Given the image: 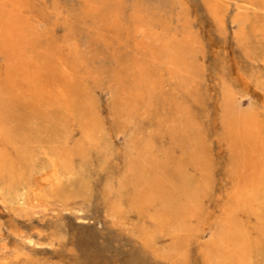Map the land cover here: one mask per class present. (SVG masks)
Returning a JSON list of instances; mask_svg holds the SVG:
<instances>
[{
	"label": "rangeland",
	"instance_id": "obj_1",
	"mask_svg": "<svg viewBox=\"0 0 264 264\" xmlns=\"http://www.w3.org/2000/svg\"><path fill=\"white\" fill-rule=\"evenodd\" d=\"M132 144L150 145L141 190L120 185ZM263 144L264 0H0V264H237L235 224L249 233L244 264H264V187L254 210L232 212L240 159L250 176ZM170 191L180 211L165 205Z\"/></svg>",
	"mask_w": 264,
	"mask_h": 264
},
{
	"label": "bare ground",
	"instance_id": "obj_2",
	"mask_svg": "<svg viewBox=\"0 0 264 264\" xmlns=\"http://www.w3.org/2000/svg\"><path fill=\"white\" fill-rule=\"evenodd\" d=\"M255 1H259V2H261L262 0H255ZM92 2V1H91ZM90 2V3H91ZM134 2V1H133ZM133 2L131 3L132 4V6H133ZM136 2H137V0H136ZM88 3V2H87ZM86 3V4H87ZM102 3V2H101ZM104 3V2H103ZM91 4H93V3H91ZM137 4V3H136ZM94 5V4H93ZM98 5H100V4H98ZM126 5V4H125ZM95 6V5H94ZM94 6H89V7H94ZM127 6V5H126ZM139 6V5H138ZM142 6V5H141ZM247 6V5H246ZM251 6V5H250ZM117 7H118V5H117ZM146 7V6H145ZM239 7H241V6H239ZM88 8V7H87ZM101 8V7H100ZM121 8V7H120ZM124 8H126V7H124ZM89 9V8H88ZM97 9V8H96ZM107 9H108V7H107ZM141 9H143V8H141ZM247 9H248V7H247ZM97 11V10H95L94 8L92 9V11ZM112 10H114V9H112ZM124 10V9H123ZM126 10V9H125ZM147 10V9H146ZM145 10V11H146ZM256 10V9H255ZM259 10V9H258ZM133 11V10H132ZM107 12H108V10H107ZM115 12V11H114ZM135 12V11H134ZM147 12V11H146ZM111 13V12H110ZM143 13H145V12H143ZM149 13H151V11L149 10ZM124 14H126V13H124ZM114 15V14H113ZM149 15V14H148ZM154 15V14H153ZM153 15H151V16H153ZM128 16H129V14H128ZM113 17H115V16H113ZM117 17V16H116ZM121 17H123V16H121ZM149 17H150V15H149ZM154 20H156L155 18H154V16L152 17ZM151 17H150V20L152 19ZM161 19V18H163V16L162 17H158L157 19ZM110 19V18H109ZM127 19V18H126ZM123 20H124V18H123ZM129 20V19H128ZM128 20H126V22L128 21ZM164 20H165V18H164ZM117 22H118V20H116ZM135 21V20H134ZM115 22V21H114ZM131 22V21H130ZM136 22V21H135ZM99 23V22H98ZM108 23V22H107ZM106 23V24H107ZM116 23V22H115ZM141 23V22H140ZM263 23V22H262ZM112 24V23H111ZM152 24H153V20H152ZM158 24V27H159V25H161L162 24V22H160V24L159 23H157ZM156 24V25H157ZM130 25V24H129ZM133 25V24H132ZM164 25H165V23H164ZM136 26V25H135ZM140 26V25H139ZM142 26V25H141ZM154 26V25H153ZM168 26V25H167ZM166 26V27H167ZM125 27H127V26H125ZM145 27V26H144ZM157 27V26H156ZM253 27V26H252ZM137 28H138V26H137ZM143 30H141V32L144 34V35H146V36H148V32L146 31V29H144L143 27H141ZM162 29H163V27H161ZM174 28V27H173ZM172 28V29H173ZM258 28V27H257ZM176 29V28H175ZM256 29V28H255ZM134 29H132V31H133ZM136 30V29H135ZM148 30V29H147ZM176 30H178V29H176ZM260 30V29H259ZM116 31V30H115ZM174 31V30H173ZM138 32H139V30H138ZM170 32H172L171 31V29H170V31L168 32L169 34H170ZM177 32V31H176ZM124 33H126V32H124ZM133 33V32H132ZM150 33V32H149ZM181 34V33H180ZM130 35V34H129ZM114 36V35H113ZM134 36V35H133ZM152 36V35H151ZM108 37V36H107ZM172 37V36H171ZM175 37V36H174ZM114 38V37H113ZM148 38V37H147ZM108 39V38H107ZM106 38H105V40H107ZM114 39H116V38H114ZM121 39V38H120ZM136 39V38H135ZM146 39V38H145ZM150 39V38H149ZM128 40V39H127ZM126 40V41H127ZM128 42V41H127ZM131 42V41H130ZM130 42H129V45H130ZM136 42H138V41H136ZM150 42V41H149ZM126 43V42H125ZM134 43V42H133ZM250 43V42H249ZM134 44H132V46H133ZM128 46V45H127ZM160 46H161V50H167V54H166V57L168 58V57H170L171 55H173V50H174V48H172V46H170L169 44H160ZM130 47V46H129ZM136 47V46H135ZM140 47H141V45H140ZM188 47H190V46H188ZM131 48V47H130ZM108 49V48H107ZM140 49V48H139ZM139 49H138V51H139ZM142 49V48H141ZM147 50V49H146ZM188 50V49H187ZM131 51V50H130ZM116 52H117V50H116ZM142 52H143V50H142ZM96 53V52H95ZM128 53V52H127ZM125 54V55H128V54H130V52L128 53V54ZM178 53H179V51H178ZM141 56V55H140ZM139 56V57H140ZM176 56H177V54H176ZM109 57V56H108ZM117 57V56H116ZM115 57V58H116ZM127 57H129V56H126L125 58H127ZM145 57V56H144ZM110 58V57H109ZM133 58V57H132ZM195 58V57H194ZM188 59V58H187ZM193 59V58H192ZM197 59V58H196ZM195 59V60H196ZM191 60V59H190ZM119 61V60H118ZM121 61V60H120ZM129 61V60H128ZM171 61H172V59H171ZM123 62H125V61H123ZM136 62V61H135ZM118 63V62H117ZM119 64V63H118ZM186 64V63H185ZM121 66L123 65V64H120ZM155 65V64H154ZM116 66V65H115ZM114 66V67H115ZM123 66H126V64L125 65H123ZM129 66V65H128ZM136 66V65H135ZM103 67V66H102ZM145 67V66H144ZM158 67H160V64H159V66ZM110 68V70H111V67H109ZM108 68V69H109ZM131 68V67H130ZM132 69V68H131ZM142 69V68H141ZM112 70H114V69H112ZM111 70V71H112ZM143 70V69H142ZM110 71V72H111ZM114 71H116V70H114ZM191 71V70H190ZM192 73V72H191ZM107 74H110V76H111V73H107ZM114 74V73H113ZM166 74V73H165ZM152 75V74H151ZM191 75V74H190ZM103 76V75H102ZM96 77V76H95ZM109 77V76H108ZM115 77V76H114ZM106 78V77H105ZM110 78V77H109ZM112 78V77H111ZM138 78V77H137ZM182 78V77H181ZM113 79V78H112ZM129 79V78H128ZM88 80V79H87ZM110 80V79H109ZM176 80V79H175ZM106 81H108V80H106ZM180 81V80H179ZM99 82H101V81H99ZM129 82V81H128ZM110 83V82H109ZM180 83V82H179ZM188 83V82H187ZM192 83H193V80H192ZM192 83H190V84H192ZM87 84V83H86ZM141 84V83H140ZM99 85V84H98ZM166 85V84H165ZM168 85V84H167ZM170 85V84H169ZM94 86V85H93ZM155 85H153L152 84V86H151V88L152 89H154L155 87H154ZM180 86H182V85H180ZM187 86V85H186ZM98 87V86H97ZM172 87V86H171ZM170 87V88H171ZM112 88V87H111ZM169 88V87H168ZM83 90V89H82ZM87 90V89H86ZM168 90V89H167ZM166 90V91H167ZM170 90V89H169ZM169 90H168V92H169ZM177 90V89H176ZM121 91V90H120ZM119 91V92H120ZM165 91V90H164ZM172 91V90H171ZM178 91V90H177ZM234 91V90H233ZM116 92V91H115ZM176 92V91H175ZM179 92V91H178ZM180 93V92H179ZM152 94V93H151ZM159 94V93H158ZM184 94V93H183ZM119 95V94H118ZM80 96V95H79ZM127 96H128V94H127ZM91 97V96H90ZM130 96H128V98H129ZM164 97V96H163ZM171 97V96H170ZM170 97H169V99H170ZM183 98H186V97H183ZM237 98V97H236ZM240 98V97H239ZM120 99V98H119ZM124 99H126V98H124ZM130 99V98H129ZM168 99V98H167ZM197 99V98H196ZM238 99V98H237ZM89 100V99H88ZM200 100V99H199ZM239 100V99H238ZM129 101V100H128ZM153 102V101H152ZM168 102V101H167ZM150 103V102H149ZM156 103V102H155ZM179 103V102H178ZM165 104V103H164ZM169 105H170V103H168ZM173 104V103H172ZM78 105V104H77ZM122 106V105H121ZM150 106H151V103H150ZM162 106V105H161ZM184 106V105H183ZM172 107V106H171ZM181 107V106H180ZM115 108V107H114ZM135 108V106L134 107H131V108H129L128 110H127V108H126V112H128V111H130V112H128V117L131 119V118H133L132 117V113L134 112V109ZM182 108V107H181ZM240 108H241V104H240V102H235V103H231V104H229V105H227V108H226V110H227V113H228V118L230 119V117H231V114L232 113H237V114H239V113H241L240 112ZM77 109H79V108H77ZM142 109V108H141ZM155 109V108H154ZM76 110V109H75ZM132 110V111H131ZM144 110V109H143ZM178 110H180V109H178ZM182 110V109H181ZM83 111V110H82ZM87 111V110H86ZM123 111V110H122ZM183 111H184V109H183ZM88 112V111H87ZM169 112V111H168ZM77 114V113H76ZM124 114V113H123ZM77 115H79V113L77 114ZM82 115H83V113H82ZM184 115H186V114H184ZM59 116V115H58ZM131 116V117H130ZM139 116V115H138ZM141 116V115H140ZM139 116V117H140ZM150 116V115H149ZM80 117V116H79ZM159 117V116H158ZM179 117V116H178ZM59 118V117H58ZM81 118V117H80ZM160 118V117H159ZM233 118L235 119V117L233 116ZM57 119V118H56ZM79 119V118H78ZM161 119V118H160ZM163 119V118H162ZM181 119V118H180ZM52 120V119H51ZM58 120H60V119H58ZM77 120V119H76ZM129 120V119H128ZM165 120V119H164ZM185 121H186V119H184ZM53 121V120H52ZM79 121V120H78ZM84 121V120H83ZM166 121V120H165ZM189 121V120H188ZM46 122V121H45ZM60 123H61V121H60ZM79 123V125H81L80 123H82V121H80V122H78ZM141 124L140 125H142V127H143V123L142 122H140ZM190 123V122H189ZM49 124V123H48ZM66 125V124H65ZM83 125H85V124H83ZM226 125V124H225ZM230 125V124H229ZM53 126V125H52ZM116 127V126H115ZM130 127V126H129ZM137 127V126H136ZM135 127V128H136ZM141 127V128H142ZM153 127V126H152ZM234 128H235V130L236 131H240L241 129H240V127H238V126H233ZM44 128V127H43ZM84 128V127H83ZM138 128V127H137ZM154 128V127H153ZM46 129V128H45ZM51 129V128H50ZM125 129V128H124ZM16 130V129H15ZM52 130V129H51ZM83 130H85V129H83ZM83 130H81V131H83ZM131 130V129H130ZM49 131V130H48ZM86 131V130H85ZM88 131V130H87ZM86 131V132H87ZM58 132V131H57ZM50 133V131L48 132V134ZM52 133H53V131H52ZM55 133H56V130H55ZM59 133H61V132H59ZM83 133H85L84 131H83ZM153 133V132H152ZM258 134H259V132H258ZM56 134H54V136H55ZM84 135H87V133L86 134H84ZM89 135L90 136H93L92 134H88L87 135V139H89L90 137H89ZM260 135V134H259ZM57 136L59 137V134L57 133ZM56 136V137H57ZM61 136V135H60ZM127 136V135H126ZM51 137V136H50ZM61 137H63V136H61ZM89 137V138H88ZM81 138H83V137H81ZM95 138V137H94ZM93 138V139H94ZM262 138V137H261ZM16 139V138H15ZM55 139V138H54ZM53 139V140H54ZM60 139V138H59ZM58 138H57V140H59ZM65 138L63 137V140H64ZM85 139V138H84ZM51 140V139H50ZM62 140V139H61ZM79 140H81V139H79ZM83 140V139H82ZM82 140H81V143H82ZM92 140V139H91ZM96 140V139H95ZM110 141H111V139H109ZM130 140V139H129ZM262 140V139H261ZM65 141V140H64ZM110 141H108V142H110ZM183 141V140H182ZM54 142V143H53ZM59 142H61V141H59ZM78 141H76L75 142V144L77 143ZM112 142H113V140H112ZM147 142H150V141H147ZM185 142H189V143H192L193 145H194V143H193V141L191 140V139H188L187 141H185ZM200 142V141H199ZM263 142V141H262ZM56 140L55 141H52V144H54L53 146H55L56 144ZM79 143V142H78ZM77 143V144H78ZM81 143H80V146H81ZM258 143V142H257ZM33 144V143H32ZM50 144H51V141H50ZM52 144H51V146H52ZM58 144V143H57ZM60 144V143H59ZM84 144V143H83ZM62 145V144H61ZM112 145V143L110 144V146ZM133 145V144H132ZM259 145H260V143H259ZM33 146H35V145H33ZM52 146V147H53ZM64 146V145H63ZM109 146V145H108ZM110 146H109V148H110ZM114 146V145H113ZM134 146V145H133ZM262 146V145H261ZM56 147V146H55ZM77 147H79V145H77L76 146V148ZM89 147V146H88ZM150 147V145L149 144H146L144 147H143V149H145L144 151H141V150H143V149H139V148H137V147H133V150L132 151H134V154H132L131 155V153L132 152H130V154H129V157H128V159H129V162H125V163H129V167H128V174L126 175V172H124L123 174H125L124 176L126 177H124L125 179H123L122 180V178L120 177L119 179H120V181H121V183L122 184H120V185H125L126 183L125 182H127L128 183V185L127 186H129V184L134 188L135 186L133 185L135 182H136V184H137V181H134L133 180V178H137V179H139L140 181H142L143 183L141 184V182H140V185H142V186H145L146 184L148 185L149 184V182L147 181V176H148V174L149 173H151L152 171H153V167L152 166H150V165H146L145 164V160H146V158H147V153H146V149H148ZM259 147V146H258ZM262 147H264V144H263V146ZM16 148V147H15ZM81 148H84V150L86 151V149H85V147H81ZM111 148H113L112 146H111ZM186 148H189V150H191V148H194V146L193 147H191L190 145H188ZM52 149H54V147L52 148ZM60 149V148H59ZM80 149V148H79ZM107 149V148H106ZM130 149H131V146H130ZM55 151V150H54ZM58 150H56V152H57ZM250 151V150H249ZM52 153H54L55 154V152H53V150L51 151ZM237 152V151H236ZM259 152V151H258ZM262 152V151H261ZM89 153V152H88ZM241 153V152H240ZM251 153V152H250ZM58 154V153H57ZM263 154V153H262ZM53 155V154H52ZM84 155H85V153H84ZM131 155V156H130ZM127 156H128V154H127ZM241 156V155H240ZM8 157V156H7ZM19 157V156H18ZM21 157V156H20ZM245 157H247V156H245ZM259 157H261V158H263L261 155H259ZM259 157H256L255 158V160H252V162H251V165L249 166V169H251L252 171H251V175L249 176V173H247L248 171L247 170H244L245 169V167L248 165V163L245 161V163H244V161H243V157H241V159L240 160H242V162H243V164L242 163H239L238 164V166H240L239 168H241V169H243V172H241L242 174H241V177H240V179H238V178H236V179H238V181H239V183H238V185H236L237 186V191L235 192V201H233L232 203H233V206L234 207H232L233 209H232V212L234 211L235 212V214L236 213H238V212H240V211H251V210H254V208H255V204H256V202L259 200V195H260V190L264 187V160L263 161H261V159L259 158ZM9 158V157H8ZM53 158V157H52ZM126 158V157H125ZM148 158H150V156L148 157ZM239 158V157H238ZM19 159V158H18ZM54 159V158H53ZM237 159V158H236ZM127 160V158L125 159V161ZM194 161H193V164L195 163L196 165H199L198 164V160H196V159H193ZM233 160V159H232ZM239 160V159H238ZM246 160H247V158H246ZM4 161V159L2 158V157H0V163L2 164V162ZM53 161V160H52ZM156 161V160H155ZM248 161V160H247ZM233 164V163H232ZM246 166H245V165ZM250 164V163H249ZM57 165V164H56ZM153 165H154V163H153ZM204 165V164H203ZM22 166V165H21ZM126 166H128V164L126 165ZM84 167H85V165H84ZM83 167V168H84ZM105 167V166H104ZM152 167V168H151ZM156 167V166H155ZM248 167V166H247ZM191 169V168H190ZM64 170V169H63ZM164 170V169H163ZM182 170H184V169H182ZM240 170V169H239ZM239 170H238V172H239ZM113 171V170H112ZM126 171V170H125ZM242 171V170H241ZM155 172V171H154ZM170 172V171H169ZM235 172H236V170H235ZM238 172H237V174H238ZM118 173V172H117ZM155 174V173H154ZM183 174H185V175H183ZM183 174H181V176L183 175L184 176V183H185V189H184V196L183 197H187V196H189V198L191 197V195L194 193V191H195V186L194 187H192L193 186V184H195L194 183V179H193V176L192 175H189V174H186L185 172L183 173ZM111 175V174H110ZM178 174H176V176H177ZM230 175V174H229ZM236 175V174H235ZM154 176V175H153ZM157 176H160V174L159 173H157ZM231 176V175H230ZM236 176H238V175H236ZM240 176V175H239ZM151 177V176H150ZM166 177V176H165ZM164 177V179H166ZM117 178V177H116ZM155 178V177H154ZM163 178V177H162ZM234 178V177H233ZM127 179V180H126ZM151 179V178H150ZM156 179V178H155ZM160 179H161V177H160ZM173 179H175V178H173ZM139 180H138V182H139ZM162 180V179H161ZM116 181V180H115ZM153 181V180H152ZM156 181V180H155ZM200 181V180H199ZM117 182H119V181H117ZM148 182V183H147ZM237 182V181H236ZM78 183V182H77ZM114 183V182H113ZM120 183V182H119ZM169 183H172V181L170 182V180H169ZM177 183V182H176ZM183 183V184H184ZM203 183V182H202ZM201 183V184H202ZM206 184V183H205ZM235 184V183H234ZM76 184H74V186H75ZM109 185V186H108ZM119 185V184H118ZM118 185H116V188H117V186ZM140 185H139V187H137V188H139L140 190L142 189V187L140 188ZM159 185H160V183H159ZM159 185L158 184H154V182H153V188H160L159 187ZM168 185V184H167ZM192 185V186H191ZM107 186L108 187H110L111 186V188L110 189H113V185H110V183H108L107 184ZM155 186V187H154ZM119 187V186H118ZM121 187V186H120ZM126 187V186H125ZM135 187V189H137ZM150 187V188H149ZM163 187H164V185H163ZM190 187V188H189ZM131 188V187H130ZM146 188H147V186H146ZM148 188H149V190L151 189L152 190V188H151V183H150V185L148 186ZM165 188V187H164ZM118 189V188H117ZM124 188H122V192H124V190H123ZM132 189V188H131ZM130 189V190H131ZM138 189V190H139ZM145 189V188H144ZM144 189H143V192L144 193H142V191L140 192V193H137V194H139L140 196H141V198H140V196H139V198H138V196H135L136 198H138V199H141V202L142 203H144L145 201H147L149 198H151V199H153L152 197H153V193L152 192H146V191H144ZM156 189V190H157ZM174 189H176L175 187H174ZM207 189H208V187H207ZM86 190V189H85ZM92 190V189H91ZM126 190H127V187H126ZM139 190V191H140ZM145 190H147L148 191V189H145ZM159 190V189H158ZM157 190V191H158ZM169 190H170V188H169ZM199 190V189H198ZM87 191V190H86ZM118 191V190H117ZM133 191H134V189H133ZM174 191V190H173ZM119 192V191H118ZM160 192V191H159ZM159 192L158 193H156V192H154L157 196H158V194H159ZM171 192V191H170ZM60 193H61V190H60ZM120 193V192H119ZM134 193H135V191H134ZM89 194V193H88ZM141 194H144V196L146 195V197L144 198L143 197V195H141ZM161 194V193H160ZM170 193H168L167 194V196L168 197H165L166 199V204L163 202V205L165 204V205H167L168 207H170L171 208V210L172 209H175V210H179V209H181V208H179L181 205H179L180 204V202H181V200H180V197H179V194H180V192L178 191V192H174V193H172L171 192V194L169 195ZM186 194V195H185ZM108 195V194H107ZM133 195V194H132ZM135 195H136V193H135ZM164 195V194H163ZM89 196V195H88ZM110 196V195H109ZM149 196V198H147ZM150 196H152V197H150ZM170 196V197H169ZM193 196H195L194 194H193ZM85 197V196H84ZM134 197V196H133ZM142 197H143V200H145L146 198V200L143 202L142 201ZM161 197H163V196H160V198ZM185 197V198H186ZM197 197V196H196ZM185 198H181L182 200L183 199H185ZM106 199V198H105ZM135 199V198H134ZM137 199V200H138ZM164 199V198H163ZM178 200V201H180L178 204L174 201V200ZM188 198H186L185 200H187ZM150 200V199H149ZM148 200V201H149ZM155 200V202H156V199H153V200H151V201H154ZM190 199H188L187 201H188V205H191L189 202ZM147 201V205L144 203V205H146V207H149L150 206V204H149V206H148V202ZM164 201V200H163ZM187 201H184L183 200V202L186 204L187 203ZM159 202H161L160 200H159ZM158 202V203H159ZM182 202V203H183ZM191 202H192V200H191ZM116 203V202H115ZM141 203V204H142ZM162 203V202H161ZM181 203V204H182ZM193 204L192 205H194V203H195V201H193L192 202ZM197 203V202H196ZM203 203V202H202ZM231 204V203H230ZM152 205V204H151ZM161 205V204H160ZM163 205H161V207L163 206ZM187 205V206H188ZM191 205V208H193L194 207V212L197 210V208L198 207H196V209H195V206H192ZM229 205V204H228ZM183 206V205H182ZM144 207V206H143ZM153 207V206H152ZM158 207H159V205H158ZM161 207H159L158 208V211L159 210H161L162 211V209H161ZM168 207H167V209H168ZM200 207H201V204H200ZM230 207V206H229ZM155 208H157V206H155ZM154 208V209H155ZM170 208H169V210L168 211H170ZM185 208V207H184ZM149 209V208H148ZM147 209V210H148ZM152 209V208H151ZM186 209H188V208H186ZM186 209H184V211L186 210ZM199 209V208H198ZM203 209V208H202ZM231 209V208H230ZM183 210V209H182ZM189 210V209H188ZM191 210V209H190ZM200 210H201V208H200ZM148 211H150V210H148ZM147 211V212H148ZM158 211H156V212H158ZM161 211H160V213H161ZM180 211V210H179ZM198 211V210H197ZM196 211V212H197ZM230 211V210H229ZM163 212V211H162ZM191 212V211H190ZM242 212H241V214H242ZM258 212V211H257ZM169 213V212H168ZM184 213V212H183ZM261 213V212H260ZM158 214V213H157ZM194 213H192L191 215H193ZM197 215H198V213H196ZM255 214H257L256 213V211H255ZM148 215V214H147ZM154 214H152V216H153ZM158 215H160V214H158ZM169 215V214H168ZM171 215V214H170ZM181 216V215H180ZM183 216H185V217H187L186 215H183ZM149 217V216H148ZM157 218V216L155 215L154 216V218ZM182 217V216H181ZM191 217H193V216H191ZM200 217V216H199ZM230 217H231V214L228 212V214H226V218H225V221H224V223L226 224V223H228L229 221H230ZM151 218H153V217H151ZM159 218V217H158ZM160 218H161V216H160ZM174 219V218H173ZM262 219V218H261ZM162 220V219H161ZM179 220V219H178ZM153 221H155L154 219H153ZM181 221H183V220H181ZM185 221V220H184ZM152 222V221H151ZM168 222V221H167ZM170 223V222H169ZM179 223H180V221H179ZM183 223V222H182ZM188 223V222H187ZM191 223V222H190ZM184 224V223H183ZM182 224V225H183ZM189 224V223H188ZM187 224V225H188ZM154 225H155V223H154ZM175 225H178L176 222H175ZM190 225V224H189ZM136 226V225H135ZM218 226V225H217ZM220 227V226H219ZM228 227V226H227ZM239 226H237V224H235L234 226H231V227H229L230 228V231L232 232V234L230 235V237H229V239H231V242H229V244H227L228 246L230 245V246H236L237 247V249H239V251L240 252H238L239 253V256H240V259L239 260H237V261H235L237 264H241V263H246V261H247V249H246V243H247V239H248V237H249V233L247 232V230H245L246 231V234H244V235H242V234H239V228H238ZM158 228H160L159 226H158ZM170 228V227H169ZM187 228V227H186ZM152 229V228H151ZM150 229V230H151ZM244 229V228H243ZM145 230V229H144ZM160 230V229H159ZM173 230V229H172ZM137 231H139V230H137ZM142 231V230H141ZM171 231V230H170ZM177 231V230H176ZM145 232V231H144ZM151 232H153V231H151ZM138 233H141V232H138ZM174 233V232H173ZM177 233V232H176ZM178 233H180V232H178ZM159 234V233H158ZM195 234V233H194ZM225 234H226V231H225ZM138 235V234H137ZM157 235V234H156ZM180 235V234H179ZM214 235V234H213ZM224 235V234H223ZM145 236V235H144ZM150 236V235H149ZM154 236V235H153ZM199 236H201V235H199ZM226 236V235H225ZM228 236V235H227ZM226 236V237H227ZM147 237V236H146ZM171 237V236H170ZM224 237V236H223ZM143 237H141V239H142ZM154 238V237H153ZM157 238V237H156ZM149 239H151V238H149ZM213 239H216L215 237L213 238ZM221 239V238H220ZM219 238L217 239L218 241L220 240ZM223 239V238H222ZM155 241V240H154ZM225 242V241H224ZM232 242H233V244H232ZM218 243V242H217ZM156 244V243H155ZM207 244H208V242H207ZM232 244V245H231ZM209 246H210V244H209ZM212 246V245H211ZM229 246V247H230ZM149 248V247H148ZM155 248V247H154ZM221 248V247H220ZM154 250V249H153ZM223 250H224V248H223ZM249 250V249H248ZM158 251V250H157ZM211 251V250H210ZM215 251V250H214ZM250 251V250H249ZM159 252V251H158ZM264 253V252H263ZM156 254V253H155ZM236 254H237V251H236V248L235 249H231V248H228L227 249V251H226V253H225V255H224V257L226 258V259H231L232 261H234V259H235V256H236ZM253 254V253H252ZM256 254V253H255ZM157 255L158 256H160L158 253H157ZM254 255V254H253ZM154 256H156V255H154ZM175 257V256H174ZM218 257H219V255H218ZM157 258V257H156ZM220 258V257H219ZM159 259V258H158ZM236 259H238V258H236ZM252 259V258H251ZM223 260V259H222ZM222 260H221V262H222ZM263 260V259H262ZM219 261V260H218ZM254 262V261H253ZM213 263V262H212ZM229 263H231L230 261H229ZM261 263V262H260Z\"/></svg>",
	"mask_w": 264,
	"mask_h": 264
}]
</instances>
